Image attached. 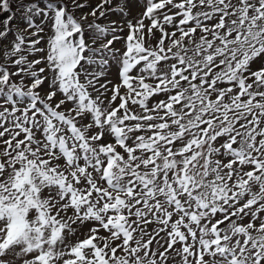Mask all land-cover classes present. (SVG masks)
I'll use <instances>...</instances> for the list:
<instances>
[{
	"label": "snow or ice",
	"instance_id": "6c2138e0",
	"mask_svg": "<svg viewBox=\"0 0 264 264\" xmlns=\"http://www.w3.org/2000/svg\"><path fill=\"white\" fill-rule=\"evenodd\" d=\"M0 264H264V0H0Z\"/></svg>",
	"mask_w": 264,
	"mask_h": 264
},
{
	"label": "rangeland",
	"instance_id": "374dc122",
	"mask_svg": "<svg viewBox=\"0 0 264 264\" xmlns=\"http://www.w3.org/2000/svg\"><path fill=\"white\" fill-rule=\"evenodd\" d=\"M114 19L116 18V17H113Z\"/></svg>",
	"mask_w": 264,
	"mask_h": 264
}]
</instances>
